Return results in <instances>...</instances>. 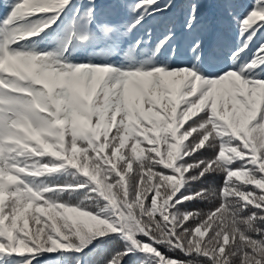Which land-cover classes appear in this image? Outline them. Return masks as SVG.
<instances>
[{
    "label": "snow or ice",
    "instance_id": "obj_1",
    "mask_svg": "<svg viewBox=\"0 0 264 264\" xmlns=\"http://www.w3.org/2000/svg\"><path fill=\"white\" fill-rule=\"evenodd\" d=\"M46 258L264 264V0L7 6L0 264Z\"/></svg>",
    "mask_w": 264,
    "mask_h": 264
},
{
    "label": "rangeland",
    "instance_id": "obj_2",
    "mask_svg": "<svg viewBox=\"0 0 264 264\" xmlns=\"http://www.w3.org/2000/svg\"><path fill=\"white\" fill-rule=\"evenodd\" d=\"M12 2L13 0H0V13L4 14L7 11V6ZM41 264H48L47 258L42 260Z\"/></svg>",
    "mask_w": 264,
    "mask_h": 264
},
{
    "label": "trees",
    "instance_id": "obj_3",
    "mask_svg": "<svg viewBox=\"0 0 264 264\" xmlns=\"http://www.w3.org/2000/svg\"><path fill=\"white\" fill-rule=\"evenodd\" d=\"M4 14L0 13V18L2 19ZM219 178L216 179V181H210V183H218ZM198 209H203L204 211H208L210 205L207 204H200L197 206Z\"/></svg>",
    "mask_w": 264,
    "mask_h": 264
}]
</instances>
